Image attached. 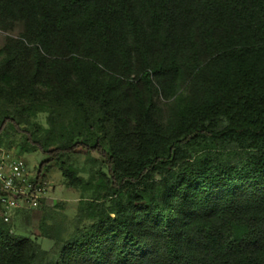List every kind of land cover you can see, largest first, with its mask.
Returning a JSON list of instances; mask_svg holds the SVG:
<instances>
[{
    "label": "trees",
    "instance_id": "obj_1",
    "mask_svg": "<svg viewBox=\"0 0 264 264\" xmlns=\"http://www.w3.org/2000/svg\"><path fill=\"white\" fill-rule=\"evenodd\" d=\"M16 28L0 147L83 206L68 232L0 221V264H264V0H0Z\"/></svg>",
    "mask_w": 264,
    "mask_h": 264
},
{
    "label": "rangeland",
    "instance_id": "obj_2",
    "mask_svg": "<svg viewBox=\"0 0 264 264\" xmlns=\"http://www.w3.org/2000/svg\"><path fill=\"white\" fill-rule=\"evenodd\" d=\"M19 32L20 28H16L14 31H4L0 29V48L3 47L7 37H17ZM36 121L42 126L47 127L46 114H39ZM17 137L19 138L20 134H17ZM10 150L17 154L18 148L16 145H13ZM93 155L95 156V154ZM86 157V152L78 151L72 155L69 162L78 167H88L89 165L86 163ZM19 158L26 163L29 171L35 174L37 173L40 164L46 159V156L39 151L19 155ZM46 181L48 183L47 194L40 206L29 213L19 212L12 216L10 225L14 233L39 237V223L44 211L47 217H53L59 223L64 225L67 232L71 229L73 218L83 206L81 202V194L66 186L61 172L55 165L51 166L50 171L46 176ZM38 241L45 250L51 249L53 245L52 241L41 237L38 238Z\"/></svg>",
    "mask_w": 264,
    "mask_h": 264
},
{
    "label": "built area",
    "instance_id": "obj_3",
    "mask_svg": "<svg viewBox=\"0 0 264 264\" xmlns=\"http://www.w3.org/2000/svg\"><path fill=\"white\" fill-rule=\"evenodd\" d=\"M47 184L29 171L19 155L0 147V221L10 223L17 212L39 207L46 198Z\"/></svg>",
    "mask_w": 264,
    "mask_h": 264
}]
</instances>
